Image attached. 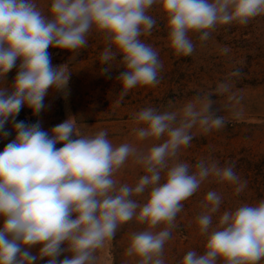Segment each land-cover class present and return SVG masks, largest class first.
I'll return each instance as SVG.
<instances>
[{"label": "clouds", "instance_id": "obj_1", "mask_svg": "<svg viewBox=\"0 0 264 264\" xmlns=\"http://www.w3.org/2000/svg\"><path fill=\"white\" fill-rule=\"evenodd\" d=\"M157 5L167 16L171 48L184 56L195 49L189 33L206 41L218 25H246L264 14V0H51L49 18L34 0H0V82L20 61L11 90L0 87V135L10 134L7 123L16 133L0 151V264H96L97 250L133 220L146 228L131 234L125 255L136 264H165L164 246L183 201L209 177L235 184L237 193L246 186L232 164L200 160L192 170L178 159L194 139V128L207 134L226 123L212 114L206 97H194L176 110L146 107L135 113L136 138L160 141L146 151L130 143L114 145L106 130L82 134L74 117L50 132L39 122L16 120L23 107L41 113L50 89H67L71 72L66 64L52 65L49 47L73 53L75 59L93 31L106 45L100 73H109L120 58L121 99L133 88L156 86L163 64L141 37L156 26L149 11ZM216 91L223 94L227 86L220 84ZM129 158L145 173L134 186L115 179ZM146 192L143 203L134 198ZM221 203L219 193H207L196 218L206 236L205 251L190 250L177 264H218L221 259L223 264H258L264 259V201L225 211L213 227ZM65 252L71 256L60 259Z\"/></svg>", "mask_w": 264, "mask_h": 264}, {"label": "rangeland", "instance_id": "obj_2", "mask_svg": "<svg viewBox=\"0 0 264 264\" xmlns=\"http://www.w3.org/2000/svg\"><path fill=\"white\" fill-rule=\"evenodd\" d=\"M34 2L51 18V0ZM149 14L157 23L151 35L141 39L158 52L163 64L156 86L133 88L121 99L117 77L124 69L119 63L120 58L113 62L109 73L101 74L99 56L106 45L104 38L93 31L88 36L87 48L80 50L75 59L73 53L49 47L52 65L66 64L71 74L67 89L49 90L44 101L46 107L36 115V122L50 132L54 126L74 117L82 134L94 135L106 130L114 145L130 143L138 150L146 151L160 141L136 138L135 113L146 107L176 110L197 96L210 101L212 114L224 117L225 125L207 134L194 128V139L190 146L181 148L178 159L192 166V170L200 160L215 161L221 167L232 164L241 182L246 181V186L237 193L235 184L220 183L209 177L196 193L182 202L184 207L177 214L176 227L163 252L165 264H177L190 250L198 254L205 251L206 236L200 233L196 218L203 211L201 203L209 191L222 196L220 210L213 214V227L225 211L264 201V14L251 18L246 25L236 22L218 25L206 41H201L197 33H189L195 49L188 56L177 55L171 48L167 16L160 6H154ZM225 48L227 53L223 52ZM19 63L18 60L17 66L6 74L0 87L11 90ZM236 71H239L238 76L231 75ZM220 84L227 86L223 94L216 91ZM5 129L10 134L7 138L0 135V151L16 135L11 123H7ZM56 147H62V144ZM144 174L142 167L129 158L115 174V179L120 184L134 186ZM147 195L146 192L134 198L143 203ZM145 228L146 225L135 220L120 226L115 237L97 250L96 264H136V259L127 257L125 250L131 234ZM162 228L163 225L156 230ZM31 251L38 254V247ZM64 256L70 257L71 253H63L60 259ZM37 264H45V261L39 260ZM218 264H223V260ZM258 264H264V259Z\"/></svg>", "mask_w": 264, "mask_h": 264}, {"label": "trees", "instance_id": "obj_3", "mask_svg": "<svg viewBox=\"0 0 264 264\" xmlns=\"http://www.w3.org/2000/svg\"><path fill=\"white\" fill-rule=\"evenodd\" d=\"M17 121H24L26 124L36 123V115L28 107H23L16 117Z\"/></svg>", "mask_w": 264, "mask_h": 264}]
</instances>
